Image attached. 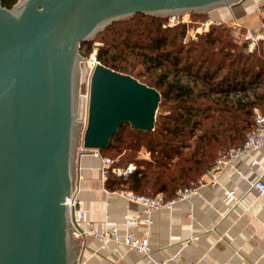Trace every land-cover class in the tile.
<instances>
[{"label":"water","instance_id":"1","mask_svg":"<svg viewBox=\"0 0 264 264\" xmlns=\"http://www.w3.org/2000/svg\"><path fill=\"white\" fill-rule=\"evenodd\" d=\"M246 1L0 2V264H75L70 222L82 229L63 199L76 145L102 148L124 121L153 128L159 91L100 62L88 70L80 42L135 12H234Z\"/></svg>","mask_w":264,"mask_h":264},{"label":"trees","instance_id":"2","mask_svg":"<svg viewBox=\"0 0 264 264\" xmlns=\"http://www.w3.org/2000/svg\"><path fill=\"white\" fill-rule=\"evenodd\" d=\"M15 1L0 2L10 7ZM163 18V15L135 12L111 21L95 33L101 42L95 55L100 63L126 73L118 60L126 48H136L140 49L138 54L146 68L159 70L153 84L140 80L159 91L158 106L162 109L155 114L153 128H131L124 121L108 143L99 148L102 154L110 149L123 150L125 164L134 162L125 175L106 170L103 183L108 189L160 192L170 197L176 189L194 183L199 173L210 166L218 149L244 139L253 125V108L259 107L264 113V42L259 53L242 48L233 52L225 36L224 44L215 51L212 43L216 38L210 27L199 34L198 41L176 44L174 40L184 34V24L161 27ZM109 30L111 34L107 37ZM91 38L79 44L84 56L92 48ZM169 43L173 46L167 48ZM215 54H219L216 59ZM190 55L193 58L188 60ZM164 63L171 66V77ZM262 81L263 88L259 90ZM140 150L146 155H139Z\"/></svg>","mask_w":264,"mask_h":264},{"label":"crops","instance_id":"3","mask_svg":"<svg viewBox=\"0 0 264 264\" xmlns=\"http://www.w3.org/2000/svg\"><path fill=\"white\" fill-rule=\"evenodd\" d=\"M244 7L218 14L236 18ZM252 156L255 164L249 165V157L241 156L234 166L219 173L216 183L194 182L195 194L176 201L170 209L150 213L148 245L152 259H165V264H264V193L250 186L256 177L264 182V144ZM100 169L99 157L86 153L75 157L80 226L86 230L79 237L75 264H153L121 243L110 241L106 247H99L89 231L109 227L123 231L124 212L143 215L139 205L104 186ZM225 189H233L238 200L226 197ZM135 228L140 231L143 225Z\"/></svg>","mask_w":264,"mask_h":264},{"label":"built area","instance_id":"4","mask_svg":"<svg viewBox=\"0 0 264 264\" xmlns=\"http://www.w3.org/2000/svg\"><path fill=\"white\" fill-rule=\"evenodd\" d=\"M177 13H172L170 19L173 23H176ZM169 24V23H168ZM89 68L93 66L95 62H99L93 55L88 59ZM87 92L85 91V98ZM85 118H83L84 120ZM264 144V113L255 111L254 121L252 127L245 133L244 139L236 145L229 146L222 149L213 159L209 167L204 169L195 182L199 184L216 183L218 181V175L224 168L234 166L236 160L241 156L249 157V165H253L257 162L256 158L252 156L253 152ZM75 157L83 153L99 157L101 159V177L104 179L105 172L108 168L116 174L125 175L129 172L133 165L128 163L124 167L111 166L112 159L108 155H104L96 147H85L79 142L76 145ZM250 186L254 187L259 194L264 193V182L260 178L256 177L250 181ZM111 191L122 195L128 201L134 202L139 205L143 215H139L136 212H124L122 215L126 228L123 231H119L115 227L103 228L100 230H89L92 235L97 239L98 245L104 248L110 241L121 243L127 248L133 249L136 253H139L146 257L147 260L153 262V264H165V259L155 260L150 255V249L148 245V239L150 236V224L152 222L150 213L160 208L170 209L176 201L189 198L191 195L197 192V186L192 184L190 186H183L176 189L174 195L170 197H164L160 193L157 194H145L137 193L130 189L118 188ZM225 196L231 197L234 201L238 199L234 195L233 189H225ZM63 202L67 204L68 210L73 209V216L75 223L81 228L82 209L79 206V199L76 196L75 185L69 196H65ZM142 224L143 228L140 231H136V226ZM71 232L79 234L85 233L86 230L82 229L81 232L70 222Z\"/></svg>","mask_w":264,"mask_h":264},{"label":"rangeland","instance_id":"5","mask_svg":"<svg viewBox=\"0 0 264 264\" xmlns=\"http://www.w3.org/2000/svg\"><path fill=\"white\" fill-rule=\"evenodd\" d=\"M244 5L245 7L243 8L241 15L236 17V18H240L239 20L232 17V15L218 14L220 13L218 11H226L225 7L214 8V9L206 10V11L189 9V10L175 12L177 13L176 23H173L174 21L170 19V15L172 13L158 14V15H163L164 17L162 19L161 27L172 26V25H176L180 23L184 24V27H185L184 34L182 38H180L179 40H174L176 44L179 41H180L179 43L182 42L183 44H186L187 42H191V41H198L199 34H202L208 31L210 27H213L212 28L213 33H214L213 35L216 39H214V43H212V47H214L213 49H215V51L219 47V45L224 44L222 39H226L225 36H227L228 45L233 52L234 51L236 52V50L242 48V50L246 52L256 50L257 53H259L260 51L259 49L261 48L264 42V0H247ZM129 22L133 23L132 21H128L126 23H129ZM120 27L123 28L124 25ZM216 27H218L219 30H216ZM216 33H219V34L217 35ZM110 34H111L110 30L106 32L107 37H110ZM94 35L91 38L92 48L89 52L86 53V56H84L83 58L84 63L86 64L88 70L90 68H89V65H88L89 63L87 60L92 58L93 55L94 56L96 55V46L98 43H101L98 40L99 36L98 35L94 36ZM241 44H243V46H241ZM170 46L172 47L173 45L169 43L167 44L166 47L170 48ZM139 50H137L136 48H126L125 53L123 52L120 59L118 60L119 61L118 63L124 67L123 70H125L126 73L130 72V74L135 76L138 80H145L153 84L156 80L157 75L159 74V70L146 68L147 66L146 63H144V61L140 58L138 54ZM183 54L184 53L182 52L181 55ZM194 54L197 55L196 53ZM218 55L219 54H215L214 58L216 59ZM191 58H193V55H190L188 60H190ZM182 62L183 60H180V63ZM164 68L165 70L168 71V77H171L172 76L171 70H170L171 66L167 63H164ZM221 71L223 70H220V72ZM160 88L162 87L159 86V89ZM261 88H263V81L260 82V85L258 86L257 89L260 90ZM86 92H87V84H86ZM161 109L162 107L157 106L156 113L160 112ZM255 111H260V108L259 107L253 108L254 114H255ZM227 147H229V145L228 146L225 145L224 147L218 149L213 159L215 158V156L218 154L220 150L225 149ZM125 153L126 152H124L123 150L116 151L114 149H110L106 151L104 155H108L109 157H111L112 159L111 166L124 167L128 163H131L134 167L133 160H130L126 162L125 164V159H126V157H124ZM138 154L142 155V150H140ZM130 159L132 158L130 157ZM200 174L201 172L199 173V175ZM199 175L195 178L194 182L199 177ZM192 184L194 183L192 182L190 185ZM190 185H186V186H190ZM115 189H118V188H115ZM70 235L75 236L78 239L80 237V234L78 232L76 233L71 232Z\"/></svg>","mask_w":264,"mask_h":264},{"label":"bare ground","instance_id":"6","mask_svg":"<svg viewBox=\"0 0 264 264\" xmlns=\"http://www.w3.org/2000/svg\"><path fill=\"white\" fill-rule=\"evenodd\" d=\"M78 230V229H77Z\"/></svg>","mask_w":264,"mask_h":264}]
</instances>
